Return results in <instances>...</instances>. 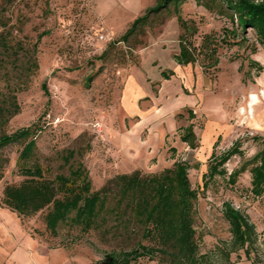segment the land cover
Here are the masks:
<instances>
[{"label": "rangeland", "instance_id": "374dc122", "mask_svg": "<svg viewBox=\"0 0 264 264\" xmlns=\"http://www.w3.org/2000/svg\"><path fill=\"white\" fill-rule=\"evenodd\" d=\"M154 2L0 0V32H7L11 44L20 46L0 66V97L15 93L19 106V112L0 128V134L29 125L36 128L32 134L36 159L52 174L66 172L59 159L63 150L89 143L82 161L89 170L93 190L120 173L138 170L155 174L171 168L177 160L185 162L191 186L198 190L194 228L200 253L213 264H251L243 250L228 257L221 251L231 240L223 215V203L229 202L254 224L257 249L264 259V193L259 197L251 194L249 172L242 173L234 185L226 182L227 176H214L204 189L202 179L213 151L219 155L235 140H242L244 157L234 156L225 164L229 173L258 149L249 137L264 135V47L256 43L250 29L242 47L223 42L225 30L232 28L231 21L196 0H184L181 15L197 29L189 38L196 48L206 34L216 40V66H209L211 61L202 52L194 63L181 69L173 67L183 34L173 5L150 15L147 24L139 26L127 42L118 41ZM42 31L49 33L34 50ZM252 45L257 47L255 53L251 52ZM102 52L106 54L99 58ZM248 57L257 60L263 70L254 82L244 83ZM28 58L37 61V69L25 71ZM137 68L156 77L155 96L152 93L139 101V116L127 117L121 94L126 79ZM21 70L23 75H19ZM164 70L174 72L167 81L159 77ZM88 75H92L89 83ZM44 81L49 97L41 89ZM136 81L148 91L138 75ZM189 125L196 135L194 148L180 140ZM24 144L20 139L0 148V264H41L37 246L31 243L34 239L60 252L47 259L51 264H103L104 254L134 246L137 233L125 236L123 229L111 227L114 221L87 233L76 226L61 225L58 234L52 236L45 230L44 212L23 217L3 206L4 187L23 179L17 160ZM104 228H109V233ZM31 255L34 259L29 261ZM135 264L167 263L144 257Z\"/></svg>", "mask_w": 264, "mask_h": 264}, {"label": "trees", "instance_id": "16d2710c", "mask_svg": "<svg viewBox=\"0 0 264 264\" xmlns=\"http://www.w3.org/2000/svg\"><path fill=\"white\" fill-rule=\"evenodd\" d=\"M183 2L184 0H155L143 15L132 21L118 41L127 42L139 26L147 24L150 15H158L173 5V13L183 29L179 38V52L176 55L178 62L184 65L192 64L196 61L197 54L204 52L211 61L209 66H216V40L206 34L202 38L200 48L192 44L189 38L197 29L193 23L183 19ZM196 2L207 9L216 10L231 21L232 28L225 30L223 42L242 47L247 41L246 34L250 29L255 34L256 43L264 47V0ZM48 33L49 31H42L38 34L34 50L37 42ZM251 47V52L255 53L256 45ZM18 48L19 45L11 44L7 32H0V66L12 53H17ZM105 54L102 52L99 58H103ZM246 59L248 70L243 73L242 82H254V78L262 72L263 66L257 60L249 57ZM25 63V71L38 68L35 59L32 61L28 58ZM242 68L243 63L240 64L239 70L242 71ZM251 70H254V74H251ZM23 74L24 71L21 70L19 75ZM162 74L164 78H169L167 72ZM4 75L8 76V72ZM91 79L92 75L86 77L88 83ZM19 83H16L17 87ZM41 89L49 97L45 81L42 82ZM49 101L48 98L47 102ZM18 112L15 93L0 97V128ZM35 129L29 125L10 134H0V148L20 139L25 140L17 160L18 171L23 179L18 184H8L4 187L1 200L3 206L23 217L44 212L45 230L52 236L58 234L61 225L76 226L83 233H87L93 229L107 227L112 221L114 222L111 227L123 229L125 236L130 237L137 233L138 238L132 248L104 254L103 264H135L144 257L148 260H162L167 264H213L206 254L199 251V237L194 228L198 190L191 186L188 177L189 166L185 162L177 160L171 168L155 174L146 175L138 170L129 174L120 173L106 181L99 189L93 190L89 170L82 161L84 153L90 149V144L63 150L59 159L62 161L61 168L66 169V172L52 174L49 167H45L36 159L37 145L32 137ZM249 139L258 146L257 151L229 173L225 164L234 156L244 157L242 140H235L219 155L212 152L207 172L202 178L204 189L214 176H227L226 182L234 185L239 176L248 171L251 194L259 197L264 193V135L254 134ZM180 140L192 148L195 147L196 135L191 125L183 129ZM2 176L0 169V179ZM223 215L228 221L231 235L229 244L221 247L225 256L243 250L245 256L251 259V264H264V259L257 249L258 234L249 218L229 202L223 203ZM105 229L109 233V228ZM262 233L264 244V229Z\"/></svg>", "mask_w": 264, "mask_h": 264}, {"label": "crops", "instance_id": "0c3cea01", "mask_svg": "<svg viewBox=\"0 0 264 264\" xmlns=\"http://www.w3.org/2000/svg\"><path fill=\"white\" fill-rule=\"evenodd\" d=\"M150 7V6H149ZM148 8V7H147ZM146 10V9H145ZM172 65L173 67H178L181 69V66H186L184 64H180L176 58V55L172 59ZM145 72H142L140 69H135L132 71V74L128 76L125 82V87L124 90L121 94V106L125 112V115L127 117H133V116H139L140 113L142 112V109L140 108L139 101L144 98V97H149L152 95V93L155 96V89H154V81H156V77H152L146 69L144 70ZM180 71V70H179ZM162 72H167L169 74V78L166 79L163 77ZM160 73V76L163 80L167 81L170 79L171 76L174 75L173 70H164ZM138 75L143 83L147 85L148 91L145 90L137 81H136V75ZM157 76V75H156ZM36 248V254L41 258V264H51L49 260L52 257H56V255L60 252L54 251V249L50 248L46 243L40 242L38 239H34L32 242ZM41 243V244H40ZM28 248V247H27ZM32 254V253H31ZM30 258L34 259V256L31 255L28 259L29 261ZM47 260V262L45 261ZM35 264H38L35 261Z\"/></svg>", "mask_w": 264, "mask_h": 264}, {"label": "built area", "instance_id": "2783aa9c", "mask_svg": "<svg viewBox=\"0 0 264 264\" xmlns=\"http://www.w3.org/2000/svg\"><path fill=\"white\" fill-rule=\"evenodd\" d=\"M99 38H100V39H103V38H104V36H103V35H100V36H99Z\"/></svg>", "mask_w": 264, "mask_h": 264}]
</instances>
